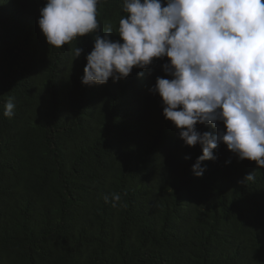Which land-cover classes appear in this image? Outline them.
I'll list each match as a JSON object with an SVG mask.
<instances>
[{
	"label": "trees",
	"instance_id": "16d2710c",
	"mask_svg": "<svg viewBox=\"0 0 264 264\" xmlns=\"http://www.w3.org/2000/svg\"><path fill=\"white\" fill-rule=\"evenodd\" d=\"M46 3L0 0V264H264V167L221 143L194 174L202 146L151 91L167 57L82 83L94 35L123 43L124 0H100L98 29L61 48L39 27Z\"/></svg>",
	"mask_w": 264,
	"mask_h": 264
},
{
	"label": "clouds",
	"instance_id": "9594fccd",
	"mask_svg": "<svg viewBox=\"0 0 264 264\" xmlns=\"http://www.w3.org/2000/svg\"><path fill=\"white\" fill-rule=\"evenodd\" d=\"M98 3L47 0L38 24L48 44L61 48L94 33ZM124 12L118 29L123 43L111 40V31L94 35L82 83L118 82L134 68L167 57L163 69L172 78L157 77L151 91L162 98L163 115L185 144L202 146L194 174L203 175V162L216 159L221 143L239 160L264 167V0H167L164 7L161 0H124ZM82 51L75 49L77 58ZM14 108L10 98L4 116L11 117ZM198 124L217 132L200 133ZM253 179L249 174L244 182Z\"/></svg>",
	"mask_w": 264,
	"mask_h": 264
}]
</instances>
